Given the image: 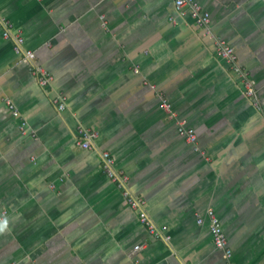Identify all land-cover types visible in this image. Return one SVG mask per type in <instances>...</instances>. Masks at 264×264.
Instances as JSON below:
<instances>
[{"label": "crops", "instance_id": "0c3cea01", "mask_svg": "<svg viewBox=\"0 0 264 264\" xmlns=\"http://www.w3.org/2000/svg\"><path fill=\"white\" fill-rule=\"evenodd\" d=\"M194 1L208 31L172 0H0V18L53 78L40 87L0 29V264H225L209 209L233 260L264 264V0ZM79 127L97 132L95 150L76 144ZM98 150L168 240L140 224Z\"/></svg>", "mask_w": 264, "mask_h": 264}, {"label": "built area", "instance_id": "2783aa9c", "mask_svg": "<svg viewBox=\"0 0 264 264\" xmlns=\"http://www.w3.org/2000/svg\"><path fill=\"white\" fill-rule=\"evenodd\" d=\"M172 1L177 12L182 13L184 10H188L195 25L203 27L208 31V27H210V15L207 11L203 10L197 2H195L194 0ZM0 29L2 30V35L5 39H12L14 53L19 55L21 61L29 66V71L31 75L35 78L37 84L42 88L49 87L53 80L52 75L47 72L42 66L37 64L33 51L27 50L23 47L24 39L22 33L19 30L13 32L12 25L3 18H0ZM215 47L217 54L227 63H229V65L232 67L231 69L235 73H237V75L241 78L245 96L254 97V82L247 76L246 71L237 67L236 55L234 53L233 48L220 39H216ZM135 72H137V69H135ZM54 102L57 104L60 110L64 109L65 97L61 93L55 96ZM8 107L14 117H19L17 109L10 102ZM161 108L168 117V119L176 120L178 134L184 137L187 143L195 145L196 134L192 129L187 127L185 121H182L181 119L178 120L175 117V114L171 109L170 103L164 97H161ZM20 125L21 130L24 129L25 123L23 121ZM77 131L78 139L76 141V144L82 149L95 150L96 147L94 141L97 138V132L89 128L83 127H79ZM98 154L100 157L101 168L103 170V173L118 189L122 190V195L125 198L127 205L131 210L136 212L140 224L145 227V229L150 235L156 238L163 237L164 239L168 240L169 237L165 235L164 232L166 228L156 227L153 222L149 219L144 208V199H142L141 197H136L129 192L127 188L128 179L126 175H124V173L115 168V161L113 156L106 150H98ZM206 216L209 223V233L211 235L213 245L216 249L222 251L224 256V263L237 264L233 260L232 250L228 245L226 235L216 214L212 209H209L206 212ZM202 222L203 220L201 218H197L198 224H201ZM141 248L142 245H136L133 248L132 252L136 253Z\"/></svg>", "mask_w": 264, "mask_h": 264}]
</instances>
